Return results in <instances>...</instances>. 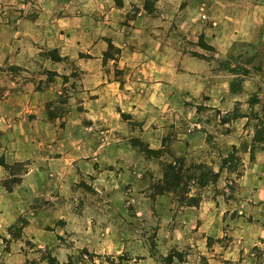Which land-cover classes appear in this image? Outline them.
I'll use <instances>...</instances> for the list:
<instances>
[{"label": "crops", "instance_id": "crops-1", "mask_svg": "<svg viewBox=\"0 0 264 264\" xmlns=\"http://www.w3.org/2000/svg\"><path fill=\"white\" fill-rule=\"evenodd\" d=\"M137 1L110 8L121 17ZM199 5L188 8L199 12ZM209 9L215 25L203 24L202 34L214 52L207 57L187 51L183 39L147 34L155 22L143 11L127 24L91 15L61 18L45 0H0V156L8 164L29 163L14 190L0 186V228L25 213L24 234L58 249L59 230L49 225L67 219L70 234L82 226L89 233L86 221L111 209L143 225L156 217L159 253H181L168 264H264V142L254 158L245 153L236 199L208 191L199 205H187L173 192L151 189L162 177L161 160L212 151V140L238 143L239 133H218L204 113L231 111L241 100L214 62L240 44L264 48V0H214ZM109 40L121 49L119 73L105 57ZM46 49H57L64 60L46 56ZM252 74L244 80L246 96L258 88ZM60 107L63 115L55 113ZM140 142L163 152L148 156ZM7 176L0 165V183ZM50 198L52 209L37 208ZM30 206L36 208L29 214ZM3 251L2 264L26 262ZM137 264L156 261L144 253Z\"/></svg>", "mask_w": 264, "mask_h": 264}, {"label": "rangeland", "instance_id": "rangeland-1", "mask_svg": "<svg viewBox=\"0 0 264 264\" xmlns=\"http://www.w3.org/2000/svg\"><path fill=\"white\" fill-rule=\"evenodd\" d=\"M200 3V9L189 10L192 2ZM214 0H138L133 5L132 9L125 15L118 17L113 13L112 6L117 7L122 3V0H45L46 6L54 3L56 6L55 15L59 17H84L91 15L97 21H104L105 19H123L127 24L129 20L132 21L140 11L148 14L154 20V25L146 29V33L158 35L161 31L162 35L173 36V39L181 41L183 39V46L190 53L201 55V52L208 54L207 57L212 56L214 48L207 44L203 39L202 26H214L215 22L210 17V7ZM102 2H107L106 4ZM167 4V6H166ZM168 4L169 7H168ZM210 4V5H209ZM100 6L103 9H98ZM171 6V7H170ZM188 8V9H187ZM112 29H117L113 28ZM110 30V34L115 32ZM255 44H240L235 47L231 54L224 57H216L214 62L215 68H220L225 73L228 72L230 77L229 89L231 93L241 96V100L237 101L234 109L231 111L214 110L205 115L213 118L214 130L218 133L237 132L238 153L236 158H232L230 163L224 167L221 175L214 181H209L206 186L199 184V175L201 170L194 168V165L200 163H207L210 168L218 171L222 165L223 158L232 150L231 145L223 146L212 140V151H204L203 153H196L188 157H171L168 160H161V174L163 178L164 167L163 161H173L177 168L181 167L183 180L177 187L174 193L178 202L182 204L184 198L195 196L196 199L203 197L211 191L213 195L221 194L234 199L237 198L238 179L245 170V158L248 152H251V158H254L255 151L264 142V48L256 49ZM44 54L52 57L54 60L62 61L57 49H46ZM121 54V49L109 40V47L105 52L106 60L112 61V66L116 73L117 61ZM203 54V55H204ZM60 56V59H56ZM65 63L72 69H78L73 59H66ZM11 70H16L11 67ZM252 73L256 74V81L258 88L249 93L248 96L244 94V80L247 77H252ZM53 75L49 73V77ZM77 75V74H76ZM237 82L235 90L231 88V83ZM64 100V99H63ZM66 112L65 107H60L55 113ZM53 115L54 112L52 111ZM50 114V117H53ZM216 135V134H214ZM159 157V156H156ZM4 156H0V159ZM5 160V159H4ZM6 162V161H5ZM8 164V163H7ZM28 162H18L9 164V167L2 165L7 171L8 176L2 179L1 189H6V185L15 186L21 182L22 176L28 171ZM189 175L192 178H189ZM17 182H13L16 181ZM8 190V191H12ZM184 204V203H183ZM43 206L52 209L55 202L52 198L44 200L37 206ZM33 208H36L34 206ZM30 206L29 214L33 209ZM144 216V215H143ZM30 220L27 214L22 213L16 217L12 224L5 225L0 228V251L4 249L5 252L19 253L25 256L26 262L23 264H137L142 254H151L156 264L170 263L172 256L177 255L181 257V253L175 249L172 251V256H163L158 250V236L154 228L158 225L156 217L152 219H144L143 225L140 219L133 220L130 218L120 219L116 212L110 209L104 215L103 219L93 218L86 221L87 231L85 233L84 227L82 229L76 227L78 234H70L68 228V220L60 219L56 221V225H49L46 228L49 231H59L54 235V241L58 245V249L44 248L36 244L33 239L24 234V226ZM55 222V221H53ZM83 225V220L81 221ZM130 224H134L137 228H132ZM92 227V231L88 227ZM147 226L149 227L147 229ZM54 229V230H53ZM135 231V232H130ZM1 253V256L6 254ZM7 256V255H6ZM0 264H2L0 262Z\"/></svg>", "mask_w": 264, "mask_h": 264}, {"label": "trees", "instance_id": "trees-1", "mask_svg": "<svg viewBox=\"0 0 264 264\" xmlns=\"http://www.w3.org/2000/svg\"><path fill=\"white\" fill-rule=\"evenodd\" d=\"M56 59H60V56H57ZM237 82H232L231 83V88L232 90H235ZM64 98H61V101L63 102ZM51 114V112H50ZM52 115V114H51ZM53 116V115H52ZM210 140L212 137L210 136ZM138 142V141H137ZM140 148L145 151V153L148 156H160L163 152V150H152L149 149L146 145H144L142 142L139 143ZM238 153V147L236 145H233L232 150L223 158L222 165L220 166V169L218 171H215L214 169L210 168L209 165L205 162L200 163L198 165H194V168H197L201 170L199 179L202 186H206L209 181H214L216 180L220 175L222 170L224 169L225 166L230 163L232 158H236V155ZM0 164L4 165L6 168L9 167L10 165L7 164L4 160V158L0 159ZM162 165L164 167V175L163 178L154 182L151 186L152 193L159 194V193H164V192H176L177 187L182 183L183 180V174L181 167L177 168L176 165L174 164L173 161H163ZM189 178H192L191 175H189ZM214 179V180H213ZM14 183L17 182L13 181ZM6 188L8 190H12L13 185H6ZM202 200V197H199L196 199L195 196H190L187 199L184 198L182 204H187V205H199ZM172 256V254H170Z\"/></svg>", "mask_w": 264, "mask_h": 264}]
</instances>
